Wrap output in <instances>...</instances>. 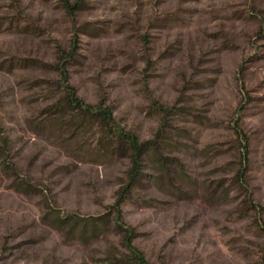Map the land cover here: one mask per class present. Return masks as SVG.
I'll use <instances>...</instances> for the list:
<instances>
[{"label":"rangeland","instance_id":"1","mask_svg":"<svg viewBox=\"0 0 264 264\" xmlns=\"http://www.w3.org/2000/svg\"><path fill=\"white\" fill-rule=\"evenodd\" d=\"M97 110L152 146L138 185ZM128 242L264 264V0H0V264H131Z\"/></svg>","mask_w":264,"mask_h":264},{"label":"trees","instance_id":"2","mask_svg":"<svg viewBox=\"0 0 264 264\" xmlns=\"http://www.w3.org/2000/svg\"><path fill=\"white\" fill-rule=\"evenodd\" d=\"M66 105H70L71 107L74 105L70 100L67 101L62 105L63 108ZM88 114V118L92 121H100L101 126L105 131V134L100 139V145L103 147L106 151H111V149L117 144L118 145V151L120 152H130V158L133 162V169L130 174L131 179V185L136 186L139 184L140 180H138V177L141 176V159L144 156H151L152 146H150V143L144 142L139 143L136 139V137L126 134L122 131L113 132L114 129L112 127V124L110 123V116L101 110L97 111H90ZM109 137V139H107ZM154 162H159V160H154ZM127 247L131 252L130 259L131 264H145L143 256L140 254V252L133 247L130 242L127 243Z\"/></svg>","mask_w":264,"mask_h":264}]
</instances>
